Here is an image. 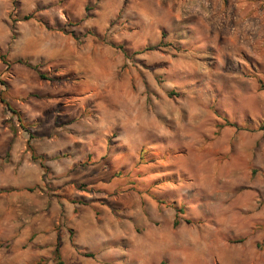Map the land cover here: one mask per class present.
I'll list each match as a JSON object with an SVG mask.
<instances>
[{
  "label": "rangeland",
  "instance_id": "rangeland-1",
  "mask_svg": "<svg viewBox=\"0 0 264 264\" xmlns=\"http://www.w3.org/2000/svg\"><path fill=\"white\" fill-rule=\"evenodd\" d=\"M179 1L0 0V264H96L90 206L57 258L36 240L113 174L119 264H264V20Z\"/></svg>",
  "mask_w": 264,
  "mask_h": 264
},
{
  "label": "crops",
  "instance_id": "crops-1",
  "mask_svg": "<svg viewBox=\"0 0 264 264\" xmlns=\"http://www.w3.org/2000/svg\"><path fill=\"white\" fill-rule=\"evenodd\" d=\"M179 1V0H178ZM177 0H167L168 4L177 3ZM182 0L179 1L181 7L183 9H187L188 13H193L198 16L200 22L201 20L209 21L210 23L215 25V22H221L224 20H241L244 22L245 20L252 24L253 20H264V0ZM176 5L173 6L176 8ZM178 9V8H177ZM176 17L178 14H175ZM193 19V18H191ZM238 23V22H237ZM262 22L260 21L259 30H262L261 26ZM242 25V24H241ZM93 137V136H92ZM90 144H93V140L91 138ZM102 144H108L106 141L103 143H99L97 148L94 147V151L102 150ZM55 151V150H54ZM54 151L46 153L45 155L51 156ZM105 158L100 157V162H102ZM27 162V161H26ZM27 164H29L27 162ZM112 165V164H110ZM48 167L52 171H63L65 169H60L56 166H53L51 163L48 164ZM26 169H31L32 173L31 179L27 177V181L35 180L37 183H40V176L37 177L36 171L34 167L31 168L28 166ZM69 170L71 168H68ZM66 170V171H69ZM64 172V171H63ZM114 173V171H112ZM33 177V179H32ZM113 180H116L115 174L109 175L107 177L106 184L107 191L102 190L101 196L106 194L105 197L96 198L94 195L92 197L88 196L85 191H81L80 189L76 190L75 202H68L67 199L63 201L56 200L53 197L52 203V214L51 217H47V221L44 222L42 227L43 235H40L36 240L38 247L44 250L53 249L56 244V232L53 231V225L57 223V219L60 218L61 224L63 225V235L62 237V249H66L71 247L70 239L67 230L73 231L74 235L77 233L76 229L71 226L73 220L77 222L79 220V209L86 206H90L88 208V212L86 213L87 222H81L78 227L79 233H82V236L92 242L91 245H87L83 243L86 248L85 253H87L91 259L96 260V264H119L120 262V254L118 250H120V200H119V191L115 190V186L113 185ZM70 181V180H67ZM101 183L100 181H97ZM113 183V184H112ZM29 184V183H28ZM105 196V195H104ZM86 199L91 200L92 204H86ZM84 202V203H83ZM103 203L100 205L98 203ZM91 203V202H90ZM112 205V207H110ZM107 206V207H106ZM63 207V211L61 208ZM83 209V208H82ZM84 210V209H83ZM73 235V236H74ZM73 240V239H72ZM74 249L80 251L81 248L74 244L72 241ZM147 244V243H146ZM71 245V246H70ZM91 248L92 251H99V253L104 251L103 256H99L97 259V255L95 252L88 251ZM117 250V251H116ZM97 251V252H98ZM44 252L43 255H45Z\"/></svg>",
  "mask_w": 264,
  "mask_h": 264
},
{
  "label": "trees",
  "instance_id": "trees-1",
  "mask_svg": "<svg viewBox=\"0 0 264 264\" xmlns=\"http://www.w3.org/2000/svg\"><path fill=\"white\" fill-rule=\"evenodd\" d=\"M2 62L4 63V64H6L5 63V60L2 58ZM16 63H19V64H23V65H25V66H27V67H29V68H31V69H33V70H37V67L36 66H31L28 62H24V61H21V60H18ZM7 65V64H6ZM39 77L41 78V79H44V77L41 75V74H39ZM2 103H4V101L2 100ZM5 108L8 110V111H11V112H13L14 110H12L11 109V107L8 105V104H5ZM14 114H15V112H13ZM177 211H179V210H177ZM187 223H189V222H187ZM178 221L177 220H175L174 221V227H177L178 226ZM60 241H59V237H57V241H56V245H55V247H54V250H53V256L55 257V258H57V256L59 255V249H60ZM90 257V256H89ZM59 264H62V263H59Z\"/></svg>",
  "mask_w": 264,
  "mask_h": 264
}]
</instances>
